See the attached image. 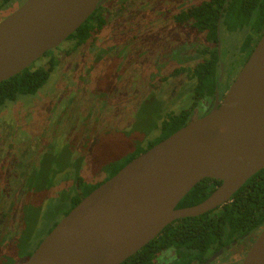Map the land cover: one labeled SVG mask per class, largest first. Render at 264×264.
Instances as JSON below:
<instances>
[{
    "label": "rangeland",
    "instance_id": "rangeland-1",
    "mask_svg": "<svg viewBox=\"0 0 264 264\" xmlns=\"http://www.w3.org/2000/svg\"><path fill=\"white\" fill-rule=\"evenodd\" d=\"M134 1L112 0L106 7L112 30L95 33L78 49L66 44L50 54L52 65L50 57L38 60L33 68L54 66L48 82L0 109V264H22L21 253L48 235L70 206L77 176L106 179L113 167L159 139L171 116L193 107V70L215 45L192 26H180L175 15L181 2L203 0ZM246 33H224L223 91L244 65ZM205 100L214 101L196 105L194 119ZM254 236L212 264H243ZM177 263L171 249L155 261Z\"/></svg>",
    "mask_w": 264,
    "mask_h": 264
},
{
    "label": "water",
    "instance_id": "water-1",
    "mask_svg": "<svg viewBox=\"0 0 264 264\" xmlns=\"http://www.w3.org/2000/svg\"><path fill=\"white\" fill-rule=\"evenodd\" d=\"M106 2L27 0L0 21V83L59 47ZM218 54L222 77L220 42ZM221 77L212 108L91 192L24 264H122L170 224L231 202L264 169V33L226 92ZM207 178L221 184L203 202L177 208ZM235 244L203 264H211ZM243 264H264V228Z\"/></svg>",
    "mask_w": 264,
    "mask_h": 264
},
{
    "label": "trees",
    "instance_id": "trees-1",
    "mask_svg": "<svg viewBox=\"0 0 264 264\" xmlns=\"http://www.w3.org/2000/svg\"><path fill=\"white\" fill-rule=\"evenodd\" d=\"M17 1L0 0V13L7 9L10 10ZM101 10L102 8L96 10L87 22L71 35L70 39L76 42L75 48L86 43L92 32L103 26ZM179 20H192L195 30L200 34H205L207 41L213 43L215 47L214 50L209 49L206 52L210 54V58L198 64L193 70V76L196 79L193 107L179 115L171 116L167 121L168 128L159 139L150 144L147 150L191 122L196 105L204 98L215 99L220 76V60L217 50L219 26L221 40L226 32L230 34L244 30L245 33L247 32L240 52L243 55L246 54V58L249 57L264 33V0H211L192 7L187 12L184 11L179 16ZM53 69L54 66L50 69L28 68L0 83V109L9 102L17 101L21 96L35 95L48 82ZM147 150L140 151L121 165L113 167L109 176L102 181L93 183L80 175L77 176L75 194L68 198L70 206L61 219L91 192ZM220 184L221 182L216 179L202 180L183 198L177 208L191 207L203 202ZM54 222L48 234L59 223L58 220L55 224ZM263 228L264 169L250 178L233 196L231 202L202 216L184 218L170 224L158 238L122 264H155L158 255L169 249L175 251L177 264H203L214 252L233 242H239L245 236L258 234ZM42 240L37 242L31 250L28 249L21 253L22 264L30 258Z\"/></svg>",
    "mask_w": 264,
    "mask_h": 264
},
{
    "label": "flooded vegetation",
    "instance_id": "flooded-vegetation-1",
    "mask_svg": "<svg viewBox=\"0 0 264 264\" xmlns=\"http://www.w3.org/2000/svg\"><path fill=\"white\" fill-rule=\"evenodd\" d=\"M112 0H107V2L106 3H104L102 6H100L98 9H100V8H102V10L100 11V14H101V18L104 20V24H103V26L101 27V28H97L96 30H94L93 32H92V35H91V37L95 34V33H100L101 31L103 32V36L105 35V34H107V31L109 30V28H111V30H112V25L110 26L108 23H107V21H106V14H107V11H106V7H107V5L111 2ZM136 1V0H135ZM134 1V2H135ZM209 1H211V0H203V2H201V3H199V4H196V3H193V1L192 2H185V4L186 5H184V2H181V0H180V2H181V6H180V9H178L177 11H176V15H175V21L177 22V23H179V25L180 26H185V27H187V28H191V26H192V28L193 29H195L194 28V26H193V22H192V20H187V21H180L179 20V16L180 15H182V13L184 12V11H188L189 9H191L192 7H195V6H198V5H200V4H202V3H204V2H209ZM15 5V4H14ZM11 9H15L14 8V6L13 7H11ZM10 9V10H11ZM17 9V8H16ZM15 9V10H16ZM97 9V10H98ZM9 10V11H10ZM14 10V11H15ZM8 11V9L7 10H5V12H1L0 13V21L1 20H3L5 17H7L8 15H10L11 14V12H9ZM6 12H9V13H6ZM96 12V11H95ZM127 13H128V11H127ZM191 22V23H190ZM188 24V25H187ZM190 24V25H189ZM107 26V27H106ZM106 27V28H105ZM110 34V33H109ZM71 37V36H70ZM70 37L66 40V41H64L59 47H57L56 49H54V50H52V51H50V52H48L47 54H45L41 59H39L40 61L39 62H41V61H43V60H45V59H47L48 57H50V54L51 53H53V52H55V51H58V49H59V51L60 50H62V47H64L66 44H71V46L73 47V50L74 49H78V48H80V47H82V46H84V45H86V44H88V41L91 39V37L88 39V41L86 42V43H84V44H81V45H79L78 47H76L75 48V45H76V42L74 41V40H71L70 39ZM223 40L224 39H222L221 40V33H220V35H219V42H220V44H221V58H222V61H223V57H222V55H223V52H222V45H223ZM219 42H218V46H219ZM102 44V43H101ZM108 46V45H107ZM106 45H104V47L106 48V50L108 51V49H109V46L107 47ZM110 47H111V45H110ZM113 47V46H112ZM218 50V49H217ZM108 53V52H107ZM109 54V53H108ZM218 56H219V54H218ZM115 58V57H114ZM114 58H113V60H114ZM50 59H51V62H50V65H52V61H53V56H51L50 57ZM117 59V64L118 63H120L119 62V58H116ZM247 59L248 58H246V55H245V58H244V64H245V62L247 61ZM112 60V61H113ZM36 63V62H35ZM34 63V64H35ZM130 64V61L128 60L127 62H126V67H128V65ZM118 65H120V64H118ZM117 65V66H118ZM33 66V65H32ZM31 66V67H32ZM117 66L115 67V70H116V68H117ZM30 67V68H31ZM127 69V68H126ZM126 69H123L122 70V72L121 73H118L117 75H119L120 77H124L125 76V72H126ZM224 69H225V66H224ZM220 71H221V68H220ZM221 77V72H220V76H219V78ZM219 81V80H218ZM233 82V81H232ZM232 82L230 83V85L232 84ZM225 83H226V80H225V70H224V73L222 74V77H221V83H220V87H222V88H225L226 87V85H225ZM230 85L228 86V88L230 87ZM228 88H226L225 89V91L224 92H226L227 90H228ZM214 102H215V99H214V101H213V104H208V102L205 100V104H207V105H202L201 107H203L204 109H202L203 111H200L201 109H198L197 111H199V117L200 116H202L203 115V113H205V112H207V110H209L210 108H212L213 107V105H214ZM211 105V106H210ZM3 108V107H2ZM196 111V110H195ZM192 120H195L194 118H193V115H192ZM261 233V232H260ZM260 233H253V234H251V235H248V236H245V238H243L242 240H240L239 242H233V243H236L235 244V246L234 247H232L230 250H228L226 253H228V252H230V251H232V250H234V249H236L237 247H240V245L241 244H243V243H245L246 241H248L249 239H252V238H255V236L254 237H252L254 234L256 235V236H259L260 235ZM258 238V237H257ZM256 238V239H257ZM230 245V244H229ZM228 246V245H227ZM226 247V246H225ZM224 248V247H223ZM223 248H221V249H223ZM219 251V250H218ZM217 252V251H216ZM216 252H214V253H216ZM213 253V254H214ZM226 253H224V254H226ZM213 254H211V255H213ZM224 254H222L221 256H223ZM210 255V256H211ZM209 256V257H210ZM221 256H219V257H221ZM218 257V258H219ZM217 258V259H218ZM215 261V260H214ZM213 261V262H214ZM212 262V263H213ZM211 263V264H212Z\"/></svg>",
    "mask_w": 264,
    "mask_h": 264
}]
</instances>
